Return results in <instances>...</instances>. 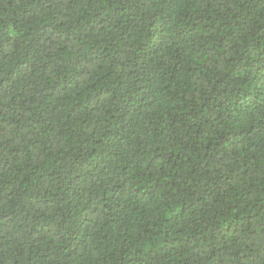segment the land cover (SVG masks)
Returning <instances> with one entry per match:
<instances>
[{"label": "trees", "instance_id": "obj_1", "mask_svg": "<svg viewBox=\"0 0 264 264\" xmlns=\"http://www.w3.org/2000/svg\"><path fill=\"white\" fill-rule=\"evenodd\" d=\"M0 264H264V0H0Z\"/></svg>", "mask_w": 264, "mask_h": 264}]
</instances>
